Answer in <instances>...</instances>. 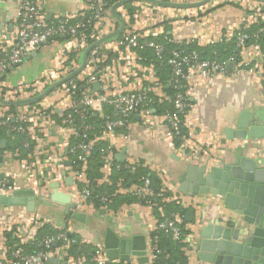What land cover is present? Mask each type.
<instances>
[{"label":"crops","instance_id":"crops-1","mask_svg":"<svg viewBox=\"0 0 264 264\" xmlns=\"http://www.w3.org/2000/svg\"><path fill=\"white\" fill-rule=\"evenodd\" d=\"M36 1L48 22H54L58 18L75 22L88 14V0ZM18 2L19 0H0L2 46L8 47L12 41ZM208 2V8L195 12L190 8H170L147 1L125 3L116 9L125 22L123 32L94 48L104 53L105 57H99L94 62L92 51L86 58L84 53L87 46L119 28L120 22L110 14L109 9L95 30L87 36L85 47L79 48L76 41L60 35L41 46L35 55L25 57L17 65L9 66L0 75V97L6 100L32 98L53 86L38 102L13 106L15 112H9L11 106L0 102V120L6 119L12 123L22 120V116L27 118L20 122L25 123L24 131L32 143L29 152L20 151L15 144L17 141L12 144L14 139L10 129H0V143L5 142V147H0V179H6L16 188L33 190L36 201L34 211L27 210L26 205L0 202V255H9L11 248L17 245H22L28 253L34 252L37 244L41 245L44 238L63 234L67 240H54L56 245L52 243L53 254L50 257H58L55 252L61 246L69 248L74 244L76 252H68V257L58 258L67 260L69 264H97L94 256L103 248L107 227H111L124 239L130 240L134 235L142 234L147 245L154 243L151 233L159 228V220L154 213L155 202L124 200L118 203L116 199L115 209H108L105 206L97 208L89 199H80L76 195L75 189L81 188L84 183L81 181L83 178L77 179L74 176V171L81 164L71 154V148L80 142L94 145L102 141L105 144L103 163L99 168L102 175L94 179L96 183L103 187L110 186L113 168H119L120 164H138L137 166L144 167L159 180L163 191L170 192L171 195L161 201L174 200L184 209L185 223L182 229L187 230L188 234L184 235V245L179 249L182 254L176 251V245L172 242L171 251L170 247L165 249L169 251L165 257L171 256L178 264H212L197 258L202 242L206 245L210 242L200 237L199 223L221 220L220 223L225 224L226 220L234 217V213L225 208L220 199L213 198L210 194L192 195L181 191L179 186L190 164L221 165L229 159L244 155L264 168V137L228 138L225 134L226 129L236 127L242 110L246 109L250 111V125H264V102L251 93L252 86L256 82L264 85V80L260 81L257 76L244 72L235 77H212L190 83L189 98L193 107L187 118L185 137L178 145H174V142L158 135L164 132L160 118L169 111L167 106L173 96L167 82L166 69L156 68L152 62L141 57L137 50L118 44L125 32L135 31L145 38L170 44H194L200 48L218 46L224 57L234 55L237 61L251 60L263 65L264 41L257 45L249 42L245 49L234 45V52L231 47L226 46H231L232 38L229 36L234 30H250L264 24V2ZM78 69L80 70L69 79L82 84L76 91L79 97L75 99L74 94L65 88L67 81L59 85L56 83ZM91 75L102 78L107 86L104 87L101 81H90ZM144 88H150L157 105L153 106L150 118V122L156 126H144L142 118L136 115L130 131L122 128L107 130L104 119L113 108L98 100L97 95L106 94L112 98L119 93ZM86 96L92 97V102L88 105L79 103ZM85 109L95 119L86 121L83 118ZM38 110L43 113L42 118L38 117ZM70 111L78 115L77 121L73 118L71 123L68 122L66 116L72 115ZM96 119L102 120V125H97ZM29 141H25L23 147H28ZM118 153H123L124 161L117 160ZM87 167L88 161L84 169ZM85 177L87 178L86 173ZM131 185V182L118 179L113 194L117 193L122 197L127 193L132 194L129 189ZM10 195L0 192V197L7 198ZM71 203H76L77 206L75 209L70 208L67 214L66 207ZM77 211L85 213L83 221L71 218L70 215ZM159 212L162 213V210ZM186 212L191 213L188 219L185 218ZM51 230L56 231V234L49 235ZM161 253L164 254V251ZM104 257L105 264H137L133 262L132 256L129 261H121L119 258L110 261L105 253ZM77 258L81 262L77 263ZM45 264L53 263L46 261Z\"/></svg>","mask_w":264,"mask_h":264},{"label":"built area","instance_id":"built-area-1","mask_svg":"<svg viewBox=\"0 0 264 264\" xmlns=\"http://www.w3.org/2000/svg\"><path fill=\"white\" fill-rule=\"evenodd\" d=\"M115 2L119 0H113ZM19 9L17 12L16 29L13 33L12 41L9 46H2L0 44V75L9 66H14L22 62V60L31 52L37 51L41 46L49 41L55 40L58 36L64 35L68 38L76 41V46L79 48L87 45V35L84 33L86 28L95 30L97 24L103 20L107 14L111 5H108L104 0H88L86 10L87 16L81 17L80 20L70 22L68 19L58 18L54 22H48L45 20L43 13L40 11L39 5L36 0H19ZM260 34H264V24L258 28L254 33H248L244 28H238L234 30L229 36L234 41V45L239 49H245L250 38H254V44H258L256 41ZM94 35V33H93ZM227 38V37H226ZM118 44L128 49H146L150 48L154 54L158 57L161 56L164 45L153 39L145 38L142 34L135 31H127L118 40ZM93 60L96 62L99 57H105L104 53L98 52L97 49L92 50ZM96 57V58H95ZM233 62V68L230 69L227 64ZM167 64L170 68V75L167 80L169 86L173 89V96L171 98L172 111L164 113L160 120L163 123L164 132L158 134L159 136L174 141L175 138L184 139L182 134V128L187 125V118L189 111L193 105L190 102V83H198L202 79H208L212 77L228 78L235 77L242 73H248L257 76L261 80H264V64L258 65L251 60L237 61L235 56H229L226 59H219L217 57H202L195 49L185 51L183 49H173L169 52ZM90 81H101L103 86L106 87V82L95 75L89 77ZM65 88L74 94L78 88V82L75 80H69L66 82ZM251 93L257 97L258 100L264 102V85L261 82H256V85L252 86ZM97 99L110 104L114 111V117L106 116L104 119V127L107 130H113L117 128L130 131L134 125V116L138 115L142 118L144 126L152 128L156 125L150 122L151 112L154 104V98L151 94L150 88H144L136 91H129L114 95L112 98L106 94L97 95ZM93 98L86 96L79 100V103L88 105L92 102ZM38 117H43V113L38 110ZM68 122L73 121L71 114H67ZM22 120L26 121L27 118L22 116ZM7 124V120H1L0 125ZM25 127L22 125L11 126L10 130L24 131ZM155 135V134H153ZM93 145L89 142H80L71 148V154L78 160L81 167L74 171V176L81 180L84 185L81 188L75 189L76 195L80 199H88L91 186L88 179L85 177L84 165L90 156ZM138 164H126V168L134 170ZM139 182H132L130 192L142 201L149 202L147 197L153 195L151 188L150 178L147 176H141ZM16 186L11 184L6 179H0V192L6 194H12L16 190ZM162 200L166 199L160 193ZM103 202L108 201V195L101 197ZM182 216L178 214H172L165 222L158 223L160 228H165L167 232L171 234V237L175 241H179L184 238L182 228ZM64 239L67 240L63 234L56 237H46L42 240V244L45 247L44 250H38L34 252H26L22 245H17L11 248L9 255H0V264H45L47 259L53 254L52 243L54 240ZM151 243V240H150ZM152 244V245H151ZM146 244V254L149 258V262L153 264V259L157 254H160L162 250L157 248L154 243ZM58 257H68V246L63 245L58 252H55ZM131 257V256H130ZM129 257V258H130ZM94 260L97 264H105L104 250L103 248L99 253L94 256ZM133 262H136V257L132 256ZM76 262H81L80 258H77ZM138 264V263H137Z\"/></svg>","mask_w":264,"mask_h":264},{"label":"water","instance_id":"water-1","mask_svg":"<svg viewBox=\"0 0 264 264\" xmlns=\"http://www.w3.org/2000/svg\"><path fill=\"white\" fill-rule=\"evenodd\" d=\"M132 1H147L170 8H194L206 4L209 0H198L191 2H177L171 0H119L113 3L109 12L120 22L118 29L107 34L85 49L84 57L104 41L119 35L125 28V22L117 13L116 9L125 3ZM264 2V0H258ZM264 11V8H263ZM31 52L26 57L35 55ZM84 58V60H85ZM233 67V62L227 64ZM59 80L56 85L71 79L78 71ZM98 87V84L95 83ZM53 87V86H52ZM32 97L17 100H6L0 97V102L7 106H24L38 102L52 88ZM81 107V106H80ZM249 110H242L239 121L235 128H228L225 134L228 138H263L264 125L249 124ZM5 147V142L0 143ZM119 161H124L123 153L116 154ZM2 157L0 156V162ZM180 190L192 195L210 194L213 198L221 200L225 208L234 213V217L220 223L221 220H213L205 224L199 223V235L210 242H202L197 252L199 260L212 264H264V168L260 167L254 159L241 155L235 159H229L221 165L190 164L186 170L184 180L179 186ZM27 196V197H25ZM0 202L10 205H26L27 210L34 211V192L28 188H17L13 193L0 197ZM76 203L66 207V213L75 209ZM191 213L186 212L188 219ZM71 218L83 221L86 217L83 211L72 213ZM205 243V245H204ZM103 250L106 258L110 261L119 258L121 261H129L130 256H135L138 264H151L146 254V240L142 234L134 235L130 240L124 239L116 234L111 228L105 229L103 237ZM56 245V241L53 242ZM47 262L53 264H69L67 260L58 257H49ZM185 263V260L183 261Z\"/></svg>","mask_w":264,"mask_h":264},{"label":"trees","instance_id":"trees-1","mask_svg":"<svg viewBox=\"0 0 264 264\" xmlns=\"http://www.w3.org/2000/svg\"><path fill=\"white\" fill-rule=\"evenodd\" d=\"M104 1H106L108 5H111L114 2L113 0H104ZM262 25L257 26V27H253L252 29L250 28V30L245 29V31L248 32L249 34L254 33ZM91 32H92V30L89 28H86L84 30V33H86L87 36L90 35ZM155 41H157V40H155ZM233 41L234 40L232 39V41L230 43L231 46H226V48L231 47L232 52H234V47H233L234 42ZM253 41H255L254 38H250L247 42L249 43V42H253ZM256 41L262 43L264 41V34H260ZM157 42H160V41L158 40ZM160 43H162L164 45V50H163L160 57L156 56L154 54L153 50L149 49V48L141 49V50L136 49V50L139 52V55L141 57H144V59L146 61L152 62V64L156 68L166 69L165 71H167L168 78L170 75V68H169V65L167 64V59L169 57V52L173 49H183L185 51H190V50L195 49L199 52V54L202 57H205V58L217 57L219 59H226L227 57H229V56L224 57L223 52H221L222 51L221 47L219 48L218 46H215V47L213 46L210 48H207V47L200 48L198 46H195L194 44L178 45V44H170L167 42H160ZM78 85L82 86V84L79 82H78ZM171 90H172V92H174L172 88H171ZM73 97L75 99H78L79 96L75 92ZM154 105L157 106L155 103L153 104V106ZM167 108H169V111H172V109H173L172 103H170V105L167 106ZM83 111H84L83 112L84 113L83 118L86 119V121L95 119L91 115V112L88 109H85ZM9 112H15V108L13 106L9 107ZM71 113H72V116L75 119V121H77L78 115H76V113H74L73 111ZM109 116L114 117V111L111 110ZM96 120H97L96 121L97 125H102V120H100V119H96ZM5 125H7L8 127H6ZM18 125H22L25 127V123H23V122L15 121V122L10 123V121L8 120L7 124L0 125V129H2V130H5L6 128L10 129L11 126H18ZM185 128L186 127L182 128V134H184V135L186 133ZM117 129H121V128H117ZM10 132H11L13 139H14V140H12V144L14 143V141H17L15 144H16V147L20 151L23 150L25 152H29L31 150L32 143L29 141L25 131L10 130ZM25 141H29L28 147H23V143ZM173 142H174V145H178L181 142V140H180V138H175V140ZM8 148H10V146H8ZM104 148H105V144L102 141L97 142L96 144L93 145L90 156L87 160L88 161V167H87L88 169L86 168V170H85V173L87 175V179L89 181V185L91 186V192H90L88 199L90 200V202H92V204L95 207L100 208L102 206H105L108 209H111V208L115 209L114 206H115V203L117 202V201L115 202L116 199L118 200V203L122 202L124 200H126L128 202L136 201V200L142 201L130 193H127L125 195V197H122L121 195H119L117 193H115V194H113V193L115 192V190L117 188L118 179L122 178L125 182H131L132 183V182H139L138 179H140V176H147L150 178V180L152 182L151 188L153 191V195L150 197H147V199L151 200L152 202H155L156 207H155L154 213L157 214L159 223L165 222L168 218H170L171 214H173V213L174 214L178 213L179 215H181L182 220H183L184 209L178 203H176L174 200L166 201V202L161 201L162 200L161 196H158L160 193L163 195V197L170 196L171 194H170V192L163 191L160 187L159 180L156 179L152 174H149L148 171L145 170L144 167L136 166L135 169L133 171H131L129 168H126L124 166V164H120L119 168H116V166H115L113 168L112 184L110 186H107V187L99 186L94 179L98 178L102 175L99 171V168L103 163L102 156L104 154ZM104 195H108V201H106V202H103L101 200V197ZM119 198H121V199L119 200ZM160 209L162 210L163 214L159 212ZM184 223L185 222L183 220L182 223L180 224L181 228L183 227ZM49 233H50L49 235H55L56 231L51 230ZM182 233H183V235H185V234H188V231L182 229ZM151 235H152V238H153V241H154V244L156 245V247L160 248L164 251V254L160 253V254H157L155 256V258L153 259V264H178V263H176V261H174L171 258V256L167 255L165 257V254L169 253V251L168 250L166 251L165 249L169 248L174 243L176 245V246H174V248H177L176 251H178L179 254L181 255L182 252L179 249L181 247H183V245H184L182 242L183 239H181L179 241L173 240L171 237V234L169 232H167L165 230V228H160V227L157 228L156 230L152 231ZM69 237L71 238V236H69ZM52 247L53 246H51L50 248L53 249ZM44 249H45V247L43 246V244H41V245L37 244V247L34 251L44 250ZM171 249H172V247H170V251H171ZM73 251L76 252L77 248L74 244H71L68 248V252L72 253ZM26 252H28V251H26ZM31 252H33V251H31Z\"/></svg>","mask_w":264,"mask_h":264},{"label":"rangeland","instance_id":"rangeland-1","mask_svg":"<svg viewBox=\"0 0 264 264\" xmlns=\"http://www.w3.org/2000/svg\"><path fill=\"white\" fill-rule=\"evenodd\" d=\"M192 0H188L187 2H191ZM193 1H198V0H193ZM210 5H209V2H207L206 4L204 5H201L199 7H194V8H190L193 12L197 11V10H205L206 8H208Z\"/></svg>","mask_w":264,"mask_h":264}]
</instances>
